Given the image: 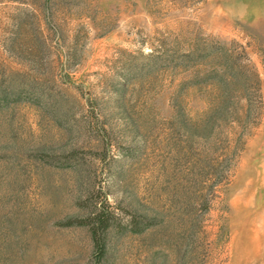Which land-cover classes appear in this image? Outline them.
Returning <instances> with one entry per match:
<instances>
[{
	"label": "rangeland",
	"instance_id": "1",
	"mask_svg": "<svg viewBox=\"0 0 264 264\" xmlns=\"http://www.w3.org/2000/svg\"><path fill=\"white\" fill-rule=\"evenodd\" d=\"M0 264H264V0H0Z\"/></svg>",
	"mask_w": 264,
	"mask_h": 264
},
{
	"label": "trees",
	"instance_id": "2",
	"mask_svg": "<svg viewBox=\"0 0 264 264\" xmlns=\"http://www.w3.org/2000/svg\"><path fill=\"white\" fill-rule=\"evenodd\" d=\"M113 218L106 201H102L99 205H94V208L87 212V216L80 218L76 215H71L65 219V223L85 224L88 226L94 244V259L97 263H102L106 258L109 228L113 224ZM150 222L146 221L141 224L138 220L133 219L129 228L135 231L141 230Z\"/></svg>",
	"mask_w": 264,
	"mask_h": 264
}]
</instances>
